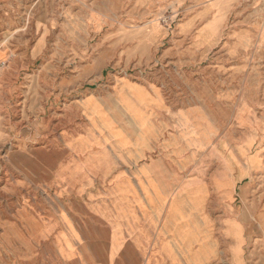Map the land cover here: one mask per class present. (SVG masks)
Here are the masks:
<instances>
[{"label": "rangeland", "instance_id": "1", "mask_svg": "<svg viewBox=\"0 0 264 264\" xmlns=\"http://www.w3.org/2000/svg\"><path fill=\"white\" fill-rule=\"evenodd\" d=\"M152 33L163 36L159 54L190 50L193 65L182 79L191 100L204 101L210 131L228 151L222 158L249 143L264 152V0H0V264H146L133 254L112 262L106 241L89 245L87 230L78 237L79 260H65L75 248L56 244L53 224L68 213L86 229L90 200L58 193L47 180L48 162L68 158L65 132L85 126L67 105L105 79L131 75L122 56ZM165 72L176 84V69ZM240 195L241 217L262 242L255 216L245 214L252 200ZM232 235L239 247L240 229Z\"/></svg>", "mask_w": 264, "mask_h": 264}, {"label": "crops", "instance_id": "2", "mask_svg": "<svg viewBox=\"0 0 264 264\" xmlns=\"http://www.w3.org/2000/svg\"><path fill=\"white\" fill-rule=\"evenodd\" d=\"M162 38L152 33L123 54L131 75L105 79L67 105L85 126L65 132L71 136L62 149L68 158L48 162L47 183L90 202L86 229L68 213L58 217L56 244L68 240L75 252L65 260L78 261V237L87 230L89 245L106 241L112 262L133 254L146 264H264L253 256L254 249L264 253V240L255 244L254 228L237 206L245 193L252 200L245 214L255 216L264 237V152L254 153L249 143L222 158L228 151L210 131L204 101L191 100L182 79L194 58L173 46L159 54ZM169 68L178 72L176 84L166 78ZM249 156L256 161L248 164ZM237 229L239 247L231 235Z\"/></svg>", "mask_w": 264, "mask_h": 264}, {"label": "bare ground", "instance_id": "3", "mask_svg": "<svg viewBox=\"0 0 264 264\" xmlns=\"http://www.w3.org/2000/svg\"><path fill=\"white\" fill-rule=\"evenodd\" d=\"M227 162V164H230V162H229V160H227L226 161ZM247 162H248V164H249V160L247 159ZM235 172V171H234ZM232 235V234H231ZM233 236V235H232ZM70 243V242H69ZM67 244V243H66ZM190 244V243H189ZM70 246V245H69ZM67 248V247H66ZM66 255V254H65Z\"/></svg>", "mask_w": 264, "mask_h": 264}]
</instances>
